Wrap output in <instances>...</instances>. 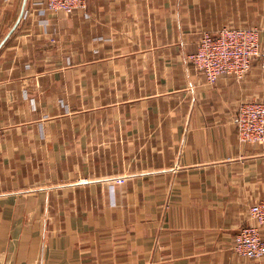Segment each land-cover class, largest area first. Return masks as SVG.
Listing matches in <instances>:
<instances>
[{"label": "crops", "instance_id": "0c3cea01", "mask_svg": "<svg viewBox=\"0 0 264 264\" xmlns=\"http://www.w3.org/2000/svg\"><path fill=\"white\" fill-rule=\"evenodd\" d=\"M37 2L0 0V264H264L233 249L264 198L237 134L264 69L189 60L223 26L264 38V0Z\"/></svg>", "mask_w": 264, "mask_h": 264}, {"label": "built area", "instance_id": "2783aa9c", "mask_svg": "<svg viewBox=\"0 0 264 264\" xmlns=\"http://www.w3.org/2000/svg\"><path fill=\"white\" fill-rule=\"evenodd\" d=\"M45 4L40 14L49 11L73 13L87 9L88 0H38ZM264 38L259 26L235 28L223 26L216 32L203 33L197 50L189 60L215 84L222 75L237 79L246 77L256 61L264 69ZM237 134L241 143H264V101L247 100L239 104ZM252 223L241 228L236 235L233 249L241 256L261 259L264 257V198L252 203L249 210Z\"/></svg>", "mask_w": 264, "mask_h": 264}, {"label": "water", "instance_id": "95a60500", "mask_svg": "<svg viewBox=\"0 0 264 264\" xmlns=\"http://www.w3.org/2000/svg\"><path fill=\"white\" fill-rule=\"evenodd\" d=\"M26 1L27 0H24V3H23V7L21 9V13H20V16L18 18V22L21 20V18L23 17L24 13H25V5H26Z\"/></svg>", "mask_w": 264, "mask_h": 264}, {"label": "rangeland", "instance_id": "374dc122", "mask_svg": "<svg viewBox=\"0 0 264 264\" xmlns=\"http://www.w3.org/2000/svg\"><path fill=\"white\" fill-rule=\"evenodd\" d=\"M257 26H259V25H257ZM259 27H261V26H259ZM262 28V27H261ZM263 29V28H262ZM199 44V43H198ZM253 71H254V69H252ZM251 72V71H250ZM263 85H264V82H263ZM262 90L264 91V86H262L261 88H260V91L262 92ZM262 98V97H261ZM243 102V101H242Z\"/></svg>", "mask_w": 264, "mask_h": 264}]
</instances>
